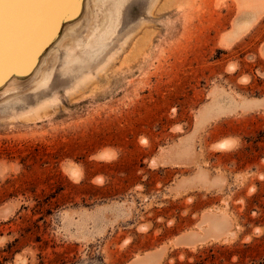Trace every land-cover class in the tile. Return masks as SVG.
Returning <instances> with one entry per match:
<instances>
[{
  "label": "rangeland",
  "instance_id": "1",
  "mask_svg": "<svg viewBox=\"0 0 264 264\" xmlns=\"http://www.w3.org/2000/svg\"><path fill=\"white\" fill-rule=\"evenodd\" d=\"M165 2L3 0L0 264H264V14Z\"/></svg>",
  "mask_w": 264,
  "mask_h": 264
},
{
  "label": "bare ground",
  "instance_id": "2",
  "mask_svg": "<svg viewBox=\"0 0 264 264\" xmlns=\"http://www.w3.org/2000/svg\"><path fill=\"white\" fill-rule=\"evenodd\" d=\"M107 1L111 2V9L108 10V14L104 16L102 24H95L94 27H92L88 31V34L82 37L81 39L71 40L72 41L71 47H69L66 50V55H65V63L67 65L75 64L77 62L78 63L82 62L81 57H85L86 60L89 62L93 61L107 47V41L113 34L114 29H116L115 22L119 18L121 8L123 7L126 0H100V3L103 5ZM235 1L237 2L238 7L241 11L249 12V16L245 15L244 16L245 18L236 25L234 31L232 32V35L229 38L231 41H234L238 39L240 36H242L243 34H245L255 24L257 19L260 18L261 15L264 14V0H235ZM169 2L171 3L172 0H169ZM170 3L165 2L166 5L164 6L168 7L170 6ZM93 6H95V3ZM104 22L105 24H103ZM229 39L228 41H230ZM75 50H79V54L76 56H74V53H73ZM263 55H264V52H263ZM46 81H48V78L46 79ZM254 103H257V102L254 101ZM230 145L231 144L226 141V142L220 143L217 147L220 148L221 150L223 149L226 150ZM103 158L108 159L109 155L107 156L102 155L101 159L103 160ZM76 171L73 169H70L69 174L73 177H78ZM213 226L221 227L220 223H217V224L215 223L214 225L211 224V228H213ZM187 238H189V236L186 238L184 237L183 239L188 240ZM187 243L192 244L193 239ZM159 260H160V252H155L147 256V258L145 259L134 260L132 264H157Z\"/></svg>",
  "mask_w": 264,
  "mask_h": 264
},
{
  "label": "crops",
  "instance_id": "3",
  "mask_svg": "<svg viewBox=\"0 0 264 264\" xmlns=\"http://www.w3.org/2000/svg\"><path fill=\"white\" fill-rule=\"evenodd\" d=\"M263 52H264V49H263ZM179 239H180V238H178L177 240L179 241ZM180 240H182V238H181ZM152 253H153V252H152ZM152 253H151V254H152ZM145 256H146V255H145ZM145 256H142V257H145ZM142 257H141V258H142ZM162 259H163V255L161 256V258H160L158 264L162 261ZM133 262H134V260H131V261L128 262L127 264H132Z\"/></svg>",
  "mask_w": 264,
  "mask_h": 264
},
{
  "label": "snow or ice",
  "instance_id": "4",
  "mask_svg": "<svg viewBox=\"0 0 264 264\" xmlns=\"http://www.w3.org/2000/svg\"><path fill=\"white\" fill-rule=\"evenodd\" d=\"M2 3H3V0H0V5H2Z\"/></svg>",
  "mask_w": 264,
  "mask_h": 264
},
{
  "label": "water",
  "instance_id": "5",
  "mask_svg": "<svg viewBox=\"0 0 264 264\" xmlns=\"http://www.w3.org/2000/svg\"><path fill=\"white\" fill-rule=\"evenodd\" d=\"M54 15V14H53ZM53 17V16H52ZM48 22V21H47Z\"/></svg>",
  "mask_w": 264,
  "mask_h": 264
}]
</instances>
